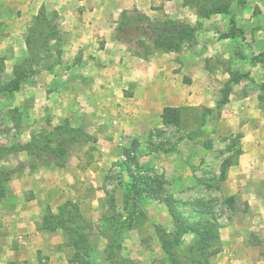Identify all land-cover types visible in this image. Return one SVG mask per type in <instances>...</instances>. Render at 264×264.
Instances as JSON below:
<instances>
[{
	"label": "rangeland",
	"instance_id": "obj_1",
	"mask_svg": "<svg viewBox=\"0 0 264 264\" xmlns=\"http://www.w3.org/2000/svg\"><path fill=\"white\" fill-rule=\"evenodd\" d=\"M27 1L35 15L0 0V229L13 215L9 264L26 257V264H218L221 232L235 225L231 231L240 234L247 230L244 215L264 214V206L247 204L251 196L264 202V156L250 175L231 172L245 147L250 108L256 120L250 137L259 142L257 126L264 130V64L255 62L264 53V0H152L160 9L153 22L192 30L171 53L197 69L200 62L208 74L197 84L203 102L166 106L179 123L153 115L151 128L138 105L124 111L132 95L107 86L108 71L127 73L128 52L155 50L136 24L125 26L137 13L105 17L109 24L117 19L116 39L82 42L81 32L61 27L54 0ZM78 3L65 4L82 22ZM244 96L254 107L238 104ZM133 180L151 184V193H131ZM172 214L216 227L175 244ZM35 231L58 243L23 254L17 241Z\"/></svg>",
	"mask_w": 264,
	"mask_h": 264
},
{
	"label": "crops",
	"instance_id": "obj_2",
	"mask_svg": "<svg viewBox=\"0 0 264 264\" xmlns=\"http://www.w3.org/2000/svg\"><path fill=\"white\" fill-rule=\"evenodd\" d=\"M106 1H114L115 5L117 1L119 3H117L118 6L110 8L107 3H105ZM54 2L57 3L56 9L58 16L60 20L63 21L61 27H68L67 29H71L73 32H81L80 40L82 42L96 39L97 35L100 40L102 39L105 42L116 39V37H114V26L116 25L117 19H113L115 21L112 22V24L105 21V17L107 15L109 16L111 12H113V14L114 12L115 14L119 13L120 17L124 10L135 11L140 15L148 17L151 21H154L159 18L160 10L154 7L152 0H93L94 3L92 2V4H89L87 0H79L78 6H80L79 10L83 16H81L83 21L79 22L78 19H76V14L72 11H68L67 5L65 4L66 0H54ZM13 3L15 4V11L20 10L23 15L32 16L36 14V12H32L33 6L29 4L27 0H13ZM25 17L26 16L19 18L17 22L22 24L24 22L23 18ZM69 22L71 23L69 24ZM18 28L19 27L16 26V29ZM178 56L179 55L176 53H159L156 50H148V48L147 53L131 54L128 52V56H125L127 62L125 61L126 63H124L122 68L123 71H126L125 67L127 66V73L125 72L120 75L117 71L110 70L107 72V76H109L107 84L108 82L110 83V85L107 86H109L111 93L119 91L122 94L132 95V98H127V102H129V106L131 107H126L124 111L130 113V110L134 107L135 109L133 111L136 112V105H138V112H141L140 109L144 110L142 114L147 119L145 124L148 128H151L153 125L156 126V123H154L151 118L154 117L153 115L159 117L163 107L170 106L178 108L185 104L199 105L200 102H203V98L200 97L198 93L199 88L197 84L205 78L208 74V70H205V65H200V62L196 64L199 67V69H197L193 61L190 62L189 59L179 61ZM194 56L195 55H192V57ZM239 99L240 102L238 104L246 107L249 103L254 107V103L249 102L253 100L251 97L244 96V98L242 97ZM132 103L135 104L132 105ZM249 112L253 114L251 108ZM250 113H247V124L243 127L244 137L242 141L245 145L243 153L239 156L237 164L231 167L235 173L232 169L231 172L234 175L237 174L238 178H243L245 173L250 175L257 167L258 159L264 156L261 154L263 152L262 146L259 145V142L260 144L264 143V130H262L261 126H257L258 131H262L259 142L258 140L255 141L254 137H250V127L253 128L254 122L256 121L251 117ZM138 122L140 123L141 121L138 120ZM145 124L141 122V125L145 126ZM130 125H137V121L132 119ZM123 128L127 129V126L125 125ZM22 190L23 187L19 188L17 191L21 192ZM21 193H24V191ZM247 204L250 206V209H252L253 206H259L263 209L261 206H264V202L262 203L259 198H253V196L248 198ZM244 216L246 219L244 220L246 223L245 228L247 230L241 231V233L238 234L235 231H231L233 227H236L235 225H231L227 226V228L221 232V252L216 259L218 264H264V214L260 212L253 216L252 213H249ZM4 220L5 217L2 219L3 229H0V239L2 238L3 240V243H0V246L3 248L0 264H9L13 262V253L15 251L13 249V215L8 217V221L5 222ZM4 228L10 229L4 230ZM22 231V233H24V230ZM41 233L43 232L35 231L27 237L26 240L17 241L19 242L18 247L23 249V252L21 251L23 254H31V250H33L34 253L36 252L35 250L38 249H49L51 244L58 243L56 241L52 242L49 236L45 234L40 235ZM17 252L19 255H22L21 252ZM250 252L256 254L248 258L247 255L249 254L247 253ZM27 259L28 257L25 258V260ZM25 260L20 258L19 261L22 264H26Z\"/></svg>",
	"mask_w": 264,
	"mask_h": 264
},
{
	"label": "trees",
	"instance_id": "obj_3",
	"mask_svg": "<svg viewBox=\"0 0 264 264\" xmlns=\"http://www.w3.org/2000/svg\"><path fill=\"white\" fill-rule=\"evenodd\" d=\"M184 1L187 2L188 0H184ZM217 8L218 7H215L214 10H209L208 13H212L215 10H218ZM224 10H226L225 7H224ZM200 13H203V11H200ZM129 24H136L134 29L136 31H139V33H142V35L145 34L146 37L151 38L154 49L160 52H164V53H169L172 51H175V52L180 51L182 49V43L188 40V38L191 35L190 33L192 31L191 28L187 24L176 23L172 20H166L162 22L161 21L153 22L148 17L144 15H140L138 13L134 19H131V20L128 19L125 21V26H128ZM139 44L144 46L143 42H140ZM260 57L262 59H258V60L255 59V62L264 64V53H262ZM161 119H162L163 124H178L179 123V115L176 113L174 109L170 107H165L162 110ZM157 184L158 186L160 185V183L158 182ZM150 185L151 184H148L147 182L144 185H140L139 183H137V181L133 180L132 187L129 190L131 191V193L133 192L137 194H142L141 192L143 191L147 193H151V189L149 190ZM139 186H141L140 190L138 189ZM153 191L155 190L152 189V192ZM164 202L167 207H170V205H172V203L169 200L164 201ZM126 205L127 204L125 203L124 207H126ZM171 217H172V222H173V235L172 236H173V240L175 244L179 243L180 239L188 233L201 234V233L207 232V230L210 231L214 227H216L214 223H210L209 221L205 223L189 224L186 221L182 220L180 217H178L176 214H172ZM62 227L66 229V232L70 233L72 231V229H70V227H67L66 225L65 226L62 225ZM49 228L50 226L45 229L49 230ZM50 230H53V229H50Z\"/></svg>",
	"mask_w": 264,
	"mask_h": 264
}]
</instances>
